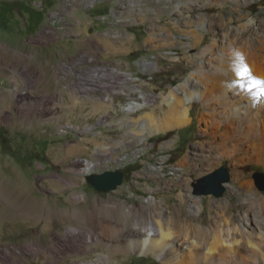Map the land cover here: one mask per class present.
<instances>
[{
    "label": "rangeland",
    "instance_id": "374dc122",
    "mask_svg": "<svg viewBox=\"0 0 264 264\" xmlns=\"http://www.w3.org/2000/svg\"><path fill=\"white\" fill-rule=\"evenodd\" d=\"M73 3L0 0V173L9 186L0 193L11 200L7 204L0 195V264H87L104 255H110L107 264H161L150 254L110 251L107 243L125 240L104 234L98 219L105 216L107 205L131 206L142 218L146 200L154 198L168 206L179 203V193L187 205L194 196L201 209L193 215L187 208L182 220L173 223L176 231L182 230L181 223L190 229L200 221L226 234L225 217L235 225L249 217L250 231L264 249V237L258 234L259 228L264 231V189L257 188L254 178L257 172L264 174V161L234 160L209 145L208 151L193 148L194 141L203 140L198 135L197 99L189 124L145 140L135 135L137 130L146 132L144 119L136 126L121 123L140 116L124 110L133 98L166 94L204 62L200 51L211 33L203 29V42L192 44L182 32V0H137L133 6L128 0ZM176 4L178 8L172 9ZM190 9L192 19L221 23L219 14L224 12L225 21L232 17L234 26L240 14L264 23V0H253L240 10L231 1L208 9L191 3ZM140 13L148 18L133 21ZM144 59L154 66L144 70ZM23 70L31 90L18 104L24 87L17 73ZM92 78L98 86L92 87ZM131 85L137 86L135 93L130 92ZM107 96L108 113L98 106ZM105 147H110L107 153ZM185 157L190 164L184 168ZM84 159L96 165L85 171ZM221 166L229 174L223 193L197 194L201 181ZM115 170L123 178L112 190H97L85 178ZM18 176L23 180L20 198L14 182ZM247 183L251 188L245 187ZM92 226L102 242L86 244L85 251H52L53 233L66 239L69 228Z\"/></svg>",
    "mask_w": 264,
    "mask_h": 264
},
{
    "label": "bare ground",
    "instance_id": "6f19581e",
    "mask_svg": "<svg viewBox=\"0 0 264 264\" xmlns=\"http://www.w3.org/2000/svg\"><path fill=\"white\" fill-rule=\"evenodd\" d=\"M74 1L80 0H67L71 5ZM83 1L88 5L96 2V0ZM128 1L129 5L133 6L137 0ZM227 1H231L236 10L247 7L253 2V0H182V32L191 37L192 44L199 46L203 42L206 36L205 33L200 32L203 29L211 33L210 42L200 51L204 62H198L195 69L166 94L156 96L142 93L140 97L128 102L124 110L127 113L140 112V116L123 120L121 123L131 122L136 126L144 119L141 125L146 132L135 131L137 140H145L149 135L189 124L192 119L191 107L197 99L201 104L198 113V135L203 137V140L194 141L193 148L204 150L205 146L209 145L218 148L221 155L234 160L264 161V23L262 21L254 23L253 19H246V15L243 14L239 15L237 26H234L235 21L232 17L225 21L224 12L219 14L221 23L205 17L192 19L190 15L191 3L208 9ZM175 8H178L177 4L172 9ZM140 14L141 16L134 18L133 21L142 22L148 18L145 13ZM152 66H154L152 61L148 59L142 61L144 70ZM245 68L247 72L244 71ZM104 72L106 73L107 70L105 69ZM17 76L24 87L18 99L19 104V101L26 98L25 94L31 90V81L24 70L18 72ZM91 80L92 87L99 85L93 81V78ZM102 85L106 88L108 84ZM82 88L87 92V89ZM136 89L135 85L129 88L131 93H135ZM104 100L105 103L98 106L103 107L108 113L111 98L107 96ZM105 148L107 153L110 147ZM82 163L85 165V171L96 165L89 159H84ZM188 164L190 158L185 157L182 166L185 168ZM14 182L19 188L16 198H20V184L23 180L18 176ZM6 184V178L0 173V192H4V188L9 187ZM245 187L251 188V184L247 183ZM0 195L7 204H10V198L5 194L0 193ZM189 199L190 205H187L184 196L179 193V203L168 206L154 198L148 199L146 215L142 218L134 215L136 209L131 206L120 205L115 208L107 205L105 216L98 219V226L104 234L108 233L116 237H113L115 240L122 237L125 240L124 244H120L119 240L107 243L110 251L133 250L142 255L150 254L161 264H253L259 259L264 260L262 243L259 237L250 231L253 222L249 217H244L240 225H235L229 216L225 217L226 234L210 229L200 221L196 225L191 224L190 229L181 223L179 229L182 230L176 231L173 223L182 220L180 217L187 208L193 215L201 209L194 196H190ZM259 229L258 234L264 237V231ZM224 235L227 237L231 235V238H224ZM52 236L56 239V246H52V251L57 253L76 249L85 251L86 244L94 241L102 242L96 226L87 230L69 228L66 239L56 233ZM39 245L37 247L48 251ZM109 256L104 255L87 264H107Z\"/></svg>",
    "mask_w": 264,
    "mask_h": 264
},
{
    "label": "water",
    "instance_id": "95a60500",
    "mask_svg": "<svg viewBox=\"0 0 264 264\" xmlns=\"http://www.w3.org/2000/svg\"><path fill=\"white\" fill-rule=\"evenodd\" d=\"M86 180L97 190L108 191L115 189L122 182L123 173L119 170L91 173L85 176ZM255 184L258 189H264V174L255 173ZM229 174L224 166L209 174L201 181V187L196 190L197 194H212L220 196L225 190L224 183L228 182Z\"/></svg>",
    "mask_w": 264,
    "mask_h": 264
},
{
    "label": "crops",
    "instance_id": "0c3cea01",
    "mask_svg": "<svg viewBox=\"0 0 264 264\" xmlns=\"http://www.w3.org/2000/svg\"><path fill=\"white\" fill-rule=\"evenodd\" d=\"M42 33H43V32H41V34H42ZM43 35H44V34H42L41 37H43ZM24 39H25V38H24ZM42 43H43V42H42ZM48 48H49V49H50V48H53V46H48L47 49H48ZM54 52H55V54H58L57 51H54ZM49 59H50V58H49Z\"/></svg>",
    "mask_w": 264,
    "mask_h": 264
},
{
    "label": "snow or ice",
    "instance_id": "6c2138e0",
    "mask_svg": "<svg viewBox=\"0 0 264 264\" xmlns=\"http://www.w3.org/2000/svg\"><path fill=\"white\" fill-rule=\"evenodd\" d=\"M245 72H247L248 70L245 68V70H244ZM238 75H239V73H238Z\"/></svg>",
    "mask_w": 264,
    "mask_h": 264
}]
</instances>
